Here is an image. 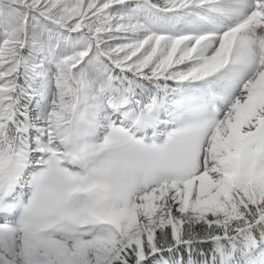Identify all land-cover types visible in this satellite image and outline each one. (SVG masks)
Instances as JSON below:
<instances>
[{"label": "snow or ice", "instance_id": "snow-or-ice-1", "mask_svg": "<svg viewBox=\"0 0 264 264\" xmlns=\"http://www.w3.org/2000/svg\"><path fill=\"white\" fill-rule=\"evenodd\" d=\"M0 264H264V0H0Z\"/></svg>", "mask_w": 264, "mask_h": 264}]
</instances>
